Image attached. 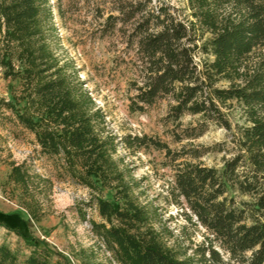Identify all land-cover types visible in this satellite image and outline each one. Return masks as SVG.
<instances>
[{
	"label": "rangeland",
	"instance_id": "obj_1",
	"mask_svg": "<svg viewBox=\"0 0 264 264\" xmlns=\"http://www.w3.org/2000/svg\"><path fill=\"white\" fill-rule=\"evenodd\" d=\"M161 10L191 19L189 0H47L33 22L17 28L0 12V245L21 261L39 247L52 250L61 264H122L98 232L124 225L102 213V202L146 216L141 232L153 230L169 248L203 240L205 230L168 199L173 172L164 153L129 149L124 138L148 135L172 150L198 149L204 164L221 167L245 118L242 108L228 105L223 111L231 130L206 123L201 136L188 139L200 132L201 120L185 115L173 122L170 98L132 109L145 72L138 35ZM49 79H64L71 98H82L96 113L98 135L109 149L98 173L78 162L69 169L65 152L56 159L44 155L37 131L21 121L46 127L34 91ZM17 166L21 177L15 178Z\"/></svg>",
	"mask_w": 264,
	"mask_h": 264
},
{
	"label": "trees",
	"instance_id": "obj_2",
	"mask_svg": "<svg viewBox=\"0 0 264 264\" xmlns=\"http://www.w3.org/2000/svg\"><path fill=\"white\" fill-rule=\"evenodd\" d=\"M46 1L0 0V12L17 28L33 22ZM189 4L187 22L161 10L155 21L148 18L141 25L146 27L137 44L145 72L132 109L142 111L170 98L173 122L185 115L200 118V132L186 136L192 139L202 135L206 123L231 130L223 109L236 104L245 122L236 127L232 154L216 167L204 164L198 149L172 150L148 135H129L124 143L129 149L164 153L173 172L168 199L186 221L205 230L203 240L184 250L169 248L153 230L141 232L146 216L123 212L108 202H102L100 210L124 226L98 234L122 264H264V0ZM201 55L207 59L198 62ZM34 97L35 105L46 110V127L37 130L39 122L20 117L37 131L43 154L56 159L65 152L69 169L78 162L98 173L109 149L98 135L96 113L82 98H71L64 79L45 80ZM48 124L58 131L47 130ZM20 170H14L15 178L21 177ZM52 256V250L38 247L21 261L11 248L0 245V264H61Z\"/></svg>",
	"mask_w": 264,
	"mask_h": 264
}]
</instances>
